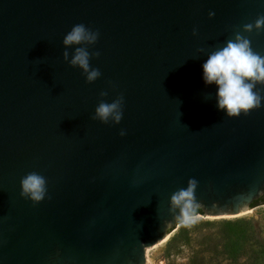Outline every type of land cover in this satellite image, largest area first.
<instances>
[{
  "label": "water",
  "instance_id": "1",
  "mask_svg": "<svg viewBox=\"0 0 264 264\" xmlns=\"http://www.w3.org/2000/svg\"><path fill=\"white\" fill-rule=\"evenodd\" d=\"M258 16L264 0H0V264H146L189 179L205 217L264 197V104L228 118L202 79L237 32L264 56V30L242 32ZM75 24L99 34L91 84L63 58ZM118 95L119 125L92 118ZM30 172L39 204L20 195Z\"/></svg>",
  "mask_w": 264,
  "mask_h": 264
},
{
  "label": "clouds",
  "instance_id": "2",
  "mask_svg": "<svg viewBox=\"0 0 264 264\" xmlns=\"http://www.w3.org/2000/svg\"><path fill=\"white\" fill-rule=\"evenodd\" d=\"M214 16L210 12L209 17ZM264 30V16H258L254 23L243 25V33ZM195 34V30H193ZM98 32L84 24H75L64 35V61L72 68H78L86 83H94L101 75L99 69L90 64L92 54L89 48L98 40ZM68 49H74L69 57ZM99 55V53H95ZM202 79L206 86L216 88V107L228 118H239L242 114L261 108L264 96L257 86L264 87V56L252 50L250 40L237 32L233 39L211 52L202 64ZM106 95V93H101ZM123 96L118 95L111 102L101 100L95 110L93 119L102 124L119 125L123 117ZM123 137L125 130L120 131ZM197 181L189 179L185 188L172 193L169 209L176 213V218L184 225L194 223L196 216L195 191ZM20 195L33 204H39L47 195V181L37 172H30L20 180Z\"/></svg>",
  "mask_w": 264,
  "mask_h": 264
},
{
  "label": "rangeland",
  "instance_id": "3",
  "mask_svg": "<svg viewBox=\"0 0 264 264\" xmlns=\"http://www.w3.org/2000/svg\"><path fill=\"white\" fill-rule=\"evenodd\" d=\"M194 223L180 224L171 232L168 238L151 247L146 252V264H192L193 260L200 264H213L207 259L211 248L219 250L223 243L222 230L224 224L241 220L250 221L264 240V201H259L247 213L238 217L213 218L195 215ZM178 237L176 243H170L171 238ZM183 237L186 239L184 240ZM204 258L202 259L201 257ZM225 264V261H217Z\"/></svg>",
  "mask_w": 264,
  "mask_h": 264
},
{
  "label": "trees",
  "instance_id": "4",
  "mask_svg": "<svg viewBox=\"0 0 264 264\" xmlns=\"http://www.w3.org/2000/svg\"><path fill=\"white\" fill-rule=\"evenodd\" d=\"M257 202L253 203L252 207ZM197 214L200 212L195 211V215ZM258 233L250 221L241 220L224 224L221 248L219 250L211 248L209 253L207 252V259L213 264H218V260L225 261V264H264V240ZM177 239L176 236L171 238L170 243H176ZM199 260H193L192 264H200L197 262Z\"/></svg>",
  "mask_w": 264,
  "mask_h": 264
},
{
  "label": "flooded vegetation",
  "instance_id": "5",
  "mask_svg": "<svg viewBox=\"0 0 264 264\" xmlns=\"http://www.w3.org/2000/svg\"><path fill=\"white\" fill-rule=\"evenodd\" d=\"M259 201H264V197H262Z\"/></svg>",
  "mask_w": 264,
  "mask_h": 264
}]
</instances>
